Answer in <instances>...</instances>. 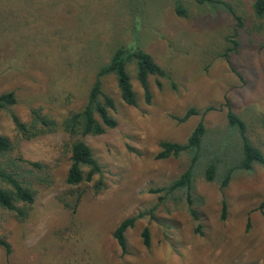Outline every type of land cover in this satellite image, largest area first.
I'll return each mask as SVG.
<instances>
[{
    "label": "rangeland",
    "instance_id": "rangeland-1",
    "mask_svg": "<svg viewBox=\"0 0 264 264\" xmlns=\"http://www.w3.org/2000/svg\"><path fill=\"white\" fill-rule=\"evenodd\" d=\"M221 1L234 14L193 0H0V95L13 92L16 98L0 112V136L12 147L3 162L19 165L35 195L31 205L18 206L24 218L0 209V238L10 245L9 254L0 248V264H264V217L258 211L264 167L233 171L225 188L219 182L224 168L241 158L238 134L226 120L227 102L264 155V20L255 17L254 0ZM177 2L186 17L176 13ZM121 46L149 54L168 77L157 79L160 88L150 77L152 99L146 104L134 67L128 66L133 107L122 102L112 75L102 79L103 92L115 104L109 114L116 127L76 137L102 172L70 187L65 179L75 138L59 126L84 107L97 71ZM226 47L235 48L227 60ZM192 108L199 115L178 122ZM32 110L57 129L23 138L10 114L26 123ZM201 120L203 148L210 155L196 167L191 197L196 221L184 194L159 201L163 195L149 191L168 186L188 167L186 155L157 160L159 144H184ZM210 160L216 175L207 182ZM77 191L81 197L74 208ZM130 217L138 219L125 233L122 250L113 231Z\"/></svg>",
    "mask_w": 264,
    "mask_h": 264
},
{
    "label": "trees",
    "instance_id": "trees-1",
    "mask_svg": "<svg viewBox=\"0 0 264 264\" xmlns=\"http://www.w3.org/2000/svg\"><path fill=\"white\" fill-rule=\"evenodd\" d=\"M197 5L218 6L222 9L234 14L231 7L221 0H193ZM252 10L255 17L259 20H264V0H254ZM176 13L181 17H186V13L182 10L179 2L176 3ZM237 20L238 25L241 26L240 18L233 15ZM236 35V32L234 36ZM235 46V43H234ZM264 48V42L262 44ZM235 50L234 47H226L223 58L228 59V55ZM133 65L135 71V79L138 82L143 92V98L146 104L151 103L152 95L149 86L150 77H156V86L161 87L158 78H167L168 72L157 65L151 56L139 48L134 46H121L117 48L109 62L101 67L89 89L86 104L84 107L72 114L68 115L60 124V128L70 137L75 138L70 146V166L67 171L65 183L70 187H77L83 181H92L95 175H100L102 168L99 163L94 159L91 149L76 137H85L88 135L99 136L104 134L108 129L116 127V121L109 114L110 110L115 109V104L108 94L102 90V79L106 76L112 75L115 78L116 85L119 91V96L123 103L127 106L136 105V96L131 84V78L127 67ZM16 104V98L13 92H6L0 95V112L6 111ZM226 107V120L230 129L237 132L240 145H241V158L238 162L233 164V167L224 168L223 175L220 177V187L225 188L231 179V175L235 170L248 171L253 165L257 164L264 167V155L260 150L255 148L247 137L245 122L235 114L228 102ZM212 110L208 108L205 112ZM199 112L195 109L188 110L178 122L183 123L191 116H197ZM11 120L15 129L25 139H30L53 132L57 127L49 119L42 116L38 110H32L30 113V120L26 123L10 114ZM206 134V129L201 120L184 144L161 142L159 144V152L156 155L157 160H166L169 158H179L182 155L189 157L187 169L168 186L151 189L149 192L159 196V201L164 197L172 196L176 193L185 195L188 211L194 220H198L195 210L192 208L191 197L194 192V179L196 176V167L200 159L209 160L210 155L204 151L203 139ZM201 148L203 152L201 153ZM12 147L10 142L0 136V209L7 212L17 213L19 217L24 218V212L18 207L19 204L31 205L34 202L35 195L31 186L28 185L20 174L19 165L9 160L3 162L4 158L11 153ZM210 158V157H209ZM21 161V159H19ZM23 163L35 169H40V165L32 162L23 161ZM87 168L88 171L84 173L83 169ZM216 168L212 160L205 161L204 178L207 182L215 180ZM101 181L98 183V189L102 187ZM81 192L72 194L73 207L75 208L79 203ZM69 203H66L68 207ZM258 211L264 217V199L258 207ZM226 204L222 202V219L225 218ZM138 217H130L123 220L113 231V238L122 250L126 249L125 233L128 229L132 228ZM199 228V227H198ZM142 242L145 247L149 246V232L144 229L141 234ZM0 248L9 254V243L0 238Z\"/></svg>",
    "mask_w": 264,
    "mask_h": 264
}]
</instances>
